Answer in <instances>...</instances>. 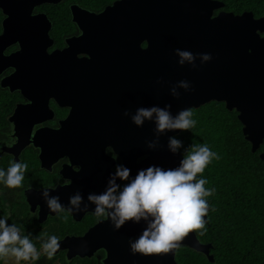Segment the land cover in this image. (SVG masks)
Returning a JSON list of instances; mask_svg holds the SVG:
<instances>
[{
    "label": "flooded vegetation",
    "instance_id": "flooded-vegetation-1",
    "mask_svg": "<svg viewBox=\"0 0 264 264\" xmlns=\"http://www.w3.org/2000/svg\"><path fill=\"white\" fill-rule=\"evenodd\" d=\"M25 1L21 2L22 7L30 10V16L35 23L41 24L48 36L46 54L53 59L47 70L53 75L54 90L41 93L38 87L30 89L29 66L25 67L28 83L21 85L23 94L1 86L2 80L10 77L15 68L10 67L0 75V89L11 104L7 115L8 133L0 149L10 163L18 160L28 164L23 185L11 189L21 196L22 235L31 233L33 241L42 242L56 235L62 242L84 237L90 229L108 219L94 215V203L86 211L72 213L50 212L48 205H35L32 209L26 195L45 189L65 191L72 187L74 190L82 184L86 191L101 194L107 187L109 173L115 171L117 164L131 169L129 179L135 176L137 167L146 158L136 152L138 126L131 119L137 111L141 54L151 47V33L158 21L154 17L157 2L163 8L167 1ZM183 1L188 6H200L204 12H210V19L226 12L224 7L220 8L221 0ZM7 12V17L14 13L11 5ZM22 13L28 11L19 14ZM5 18L0 10V35ZM20 50V45L14 44L4 55L10 56ZM18 107L22 114L11 122ZM16 126L31 132L25 138L26 147L19 153L15 147L18 140L13 137ZM43 131H50L54 136L50 142L52 149L45 146L46 140L34 139L37 132ZM3 148L11 151L3 152ZM263 152L264 142L258 155ZM127 182L116 178L121 188ZM58 196L69 201V195ZM37 250L42 251L40 258H48L43 247ZM68 255V250H58L52 258L62 264L78 261L104 264L107 258L104 249L91 258L69 260Z\"/></svg>",
    "mask_w": 264,
    "mask_h": 264
},
{
    "label": "water",
    "instance_id": "water-1",
    "mask_svg": "<svg viewBox=\"0 0 264 264\" xmlns=\"http://www.w3.org/2000/svg\"><path fill=\"white\" fill-rule=\"evenodd\" d=\"M166 1L163 8L157 2L154 17L158 21L151 33V47L141 54L137 109L151 106L163 109L169 105L168 111L175 117L184 108L199 109L212 102L223 103L228 111L238 113L243 136L250 143L251 152L257 153L264 142V17L256 18L252 12L235 15L222 11L218 17L210 19V12H204L200 6H188L183 0ZM21 2L27 1L0 0V10L6 15L0 35V75L10 67L16 69L10 77L2 80L1 86L23 94L21 85L29 80L30 89L38 87L41 93L53 91V75L47 70L53 59L52 55L46 54L47 33L41 29V24L35 23L30 10L22 7ZM10 5L14 13L7 17ZM223 7L221 3L220 8ZM24 11L28 13L19 14ZM14 44H19L21 50L5 56L4 51ZM175 49L189 50L194 54L210 53L212 59L203 61L201 56L194 55L191 62L179 65L180 57L175 54ZM26 66L31 67L28 80ZM181 81L187 82L189 87H181ZM21 114L22 109L18 107L10 121L15 122ZM154 121L155 114L152 119H145L135 131L136 152L141 157L146 156L137 170L151 164L165 169L175 167L181 158L180 151L173 154L169 150V140L182 130L158 132ZM13 132V137L18 140L15 147L19 153L26 147L25 138L31 132L17 126ZM53 138L50 131H43L37 132L34 139L46 140L45 146L52 149L50 142ZM7 150L11 151L3 148V152ZM259 158L264 162V152ZM71 188L70 193L69 190H48L49 198L79 192L82 196L79 207L87 204L90 209L93 203L88 200V195L97 192L86 191L83 184L77 189ZM31 192L26 198L32 209L35 205L47 207L42 191ZM60 203L70 207L69 201L62 197ZM147 224L144 219L138 223L127 221L117 230L114 222L108 219L90 229L84 237L59 242V250H68L69 260L91 258L98 250L104 249L107 253L104 264H178L176 253L183 247L214 262L212 245L202 244L195 231L178 242L180 246L169 253L132 254L129 240H135Z\"/></svg>",
    "mask_w": 264,
    "mask_h": 264
},
{
    "label": "clouds",
    "instance_id": "clouds-1",
    "mask_svg": "<svg viewBox=\"0 0 264 264\" xmlns=\"http://www.w3.org/2000/svg\"><path fill=\"white\" fill-rule=\"evenodd\" d=\"M180 57L177 61L183 65L191 62L194 55L201 56L203 61L212 59L210 53H192L189 50L175 49ZM180 86L188 88L185 81ZM166 105L161 109L157 106L140 107L132 116V122L141 126L145 119H152L155 114V124L158 132L165 130H189L196 125L192 118L191 108L181 109L173 117ZM127 115V112H125ZM151 147V145H150ZM183 147V141L171 137L169 150L176 154ZM185 149L178 164L171 168H162L151 164L146 168L138 169L131 179V169L124 164H117L115 171L109 173L107 187L101 194H89L88 200L95 204L94 215L114 222L115 229L122 227L125 222L138 223L141 219L148 221L135 240H129L132 254H159L169 253L179 247V243L195 230H206V219L209 204L207 197L215 189L205 188L206 178H197L204 172L208 164L215 158L219 159L207 144H193ZM28 164L14 160L6 170L0 169V182L9 188H18L24 180ZM116 178L128 181L121 188ZM41 195L46 199L50 212L61 213L86 211L88 205L81 209L82 196L79 192L69 197L67 209L60 203L59 196L49 198L47 189ZM149 217L151 219L149 220ZM8 217H0V259L14 257L16 261H37L40 259L36 245L30 238L31 233L21 234V229L15 224H9ZM204 233L201 232L200 235ZM60 240L56 235L48 236L42 247L47 257L51 259L60 249Z\"/></svg>",
    "mask_w": 264,
    "mask_h": 264
},
{
    "label": "trees",
    "instance_id": "trees-1",
    "mask_svg": "<svg viewBox=\"0 0 264 264\" xmlns=\"http://www.w3.org/2000/svg\"><path fill=\"white\" fill-rule=\"evenodd\" d=\"M221 2L226 12L235 15L252 12L256 18L264 17V0ZM10 107L8 96L0 89V148L8 133ZM192 112L196 125L182 130L176 137L183 141L179 151L183 154L187 148L190 151V145L207 144L219 156L197 177L207 179L205 188L215 189L206 198L209 204L206 230H195L202 244L212 245L214 262L183 247L178 249L176 261L178 264H264V163L258 155L261 149L257 153L251 152L237 112L228 111L225 104L212 102ZM10 166L0 149V169L6 170ZM24 182L25 178L21 186ZM11 189L0 182V217L7 216V222L14 224L16 211L22 206L21 196ZM201 232L204 234L200 235ZM33 243L37 249L43 244L42 241ZM36 264H54V259L40 258Z\"/></svg>",
    "mask_w": 264,
    "mask_h": 264
},
{
    "label": "rangeland",
    "instance_id": "rangeland-1",
    "mask_svg": "<svg viewBox=\"0 0 264 264\" xmlns=\"http://www.w3.org/2000/svg\"><path fill=\"white\" fill-rule=\"evenodd\" d=\"M20 210H17L16 211V220H15V225L18 226L20 229H21V218H20ZM21 234H22V229H21ZM40 255L42 254V251L39 252ZM1 260V264H36L37 261H16L14 257H5V258H2L0 259ZM77 263H80L79 261ZM76 263V264H77ZM54 264H62L60 260H55L54 261Z\"/></svg>",
    "mask_w": 264,
    "mask_h": 264
}]
</instances>
